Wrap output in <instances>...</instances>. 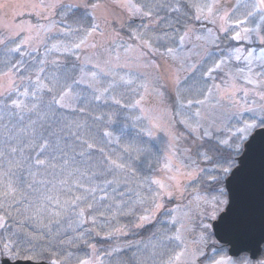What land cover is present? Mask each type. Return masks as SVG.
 <instances>
[{
	"label": "snow or ice",
	"instance_id": "obj_1",
	"mask_svg": "<svg viewBox=\"0 0 264 264\" xmlns=\"http://www.w3.org/2000/svg\"><path fill=\"white\" fill-rule=\"evenodd\" d=\"M0 11V264H264V0Z\"/></svg>",
	"mask_w": 264,
	"mask_h": 264
},
{
	"label": "trees",
	"instance_id": "obj_2",
	"mask_svg": "<svg viewBox=\"0 0 264 264\" xmlns=\"http://www.w3.org/2000/svg\"><path fill=\"white\" fill-rule=\"evenodd\" d=\"M135 23L139 24L140 21L136 20ZM2 58H3V52L0 51V59ZM126 222L127 221L124 218L121 219V223H126ZM150 235H151V232L148 229H141L137 231L135 235L130 234L127 237H120L116 240H102L100 238L94 237L93 240L90 242L96 244V247L100 252L101 258L104 260V264H125V262L128 259V256L131 255V252L133 251V249H125L124 252L114 253L110 257L104 255L105 250H110L111 247H114L116 245H120L121 247H123L125 244L129 242L133 244H136L138 242H145ZM72 250L76 252L77 255H83L84 252L90 251L88 248H86L83 245H81V248L79 250L77 249H72Z\"/></svg>",
	"mask_w": 264,
	"mask_h": 264
},
{
	"label": "water",
	"instance_id": "obj_3",
	"mask_svg": "<svg viewBox=\"0 0 264 264\" xmlns=\"http://www.w3.org/2000/svg\"><path fill=\"white\" fill-rule=\"evenodd\" d=\"M254 184H255V189H254L255 197L257 200V205H259L261 192H262V173H261L260 161L258 158L254 162ZM18 264H33V262L19 261Z\"/></svg>",
	"mask_w": 264,
	"mask_h": 264
},
{
	"label": "rangeland",
	"instance_id": "obj_4",
	"mask_svg": "<svg viewBox=\"0 0 264 264\" xmlns=\"http://www.w3.org/2000/svg\"><path fill=\"white\" fill-rule=\"evenodd\" d=\"M12 2L15 3L16 0H12ZM3 22H5L4 13L2 11H0V23H3ZM37 22H42V21H38L37 17L27 15V14L20 16L15 20V23H17V24H20V23H33L34 24ZM0 34H3V28L2 27H0ZM177 128L181 131L183 130L182 126H180V125H177Z\"/></svg>",
	"mask_w": 264,
	"mask_h": 264
}]
</instances>
